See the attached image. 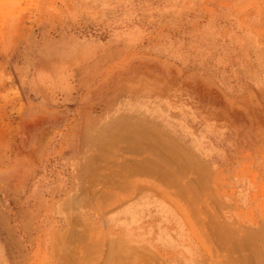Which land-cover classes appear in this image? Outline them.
<instances>
[{
    "label": "rangeland",
    "instance_id": "rangeland-1",
    "mask_svg": "<svg viewBox=\"0 0 264 264\" xmlns=\"http://www.w3.org/2000/svg\"><path fill=\"white\" fill-rule=\"evenodd\" d=\"M145 191L171 208L88 202ZM116 208L177 212L183 264H264V0H0V264L103 245Z\"/></svg>",
    "mask_w": 264,
    "mask_h": 264
},
{
    "label": "crops",
    "instance_id": "crops-1",
    "mask_svg": "<svg viewBox=\"0 0 264 264\" xmlns=\"http://www.w3.org/2000/svg\"><path fill=\"white\" fill-rule=\"evenodd\" d=\"M155 107L158 109L165 108V106L162 105H158ZM169 113L171 115L170 117L172 119H175L176 113L174 111H169ZM116 118L118 120L121 119L119 117ZM116 118L108 120L104 123V126L98 127V129H108V124H116ZM123 118L126 119L130 124L135 123L137 124L136 126L146 129L155 127L157 130L158 128H161L162 130L168 132L174 133L175 131L174 129L168 130L162 128L158 123L151 120L150 118H141L138 116H124ZM69 197H66L65 200L61 202H69ZM141 197H147L149 200H154V203L160 201L161 203L166 204L167 206H169V208H171V206L168 205L169 203L160 199L158 195L150 194L147 191L141 192L138 195L128 196V198L125 200H123L122 198L114 201L113 198H117V196L107 193L105 195L99 196L89 195L88 202L91 200L97 203L105 204L115 202L121 203L122 206H124L126 203L137 200ZM122 206H120L119 208H121ZM119 208L107 212L103 218L102 225H99L100 227H102L99 231L103 232V245H94L95 247L91 246V248L86 247L85 249H83L84 247H81L82 249H76V247H70L64 244H53L52 246L54 247L51 252H56V264H69L65 263V261L70 262L71 264H76V262H83V264H183V260L178 255V249H176L175 246H166V244L161 241L162 239H159L160 236H168L172 240L176 239L177 232H180L176 228V222L181 220L177 212L173 211V214L165 215L161 214L160 212L154 211L153 208H149V210L142 211V219L140 220L138 226L132 227L131 229L127 230L120 225L112 227L111 225L107 224V219L116 212L115 210ZM65 218L68 221V216H66ZM179 225L182 227L183 231V236L181 237L183 240H180H189L190 236L186 233L184 224L179 223ZM116 240L118 241V243ZM47 252L48 250H46V253ZM43 261L44 259L41 258V264ZM45 261L46 264H48L49 260L45 259ZM91 261L95 263H90Z\"/></svg>",
    "mask_w": 264,
    "mask_h": 264
},
{
    "label": "bare ground",
    "instance_id": "bare-ground-1",
    "mask_svg": "<svg viewBox=\"0 0 264 264\" xmlns=\"http://www.w3.org/2000/svg\"><path fill=\"white\" fill-rule=\"evenodd\" d=\"M117 241V240H116ZM117 243H118V241H117ZM241 261V260H240ZM245 262V261H244ZM232 263V262H231Z\"/></svg>",
    "mask_w": 264,
    "mask_h": 264
}]
</instances>
